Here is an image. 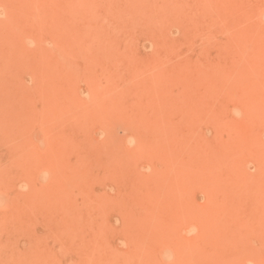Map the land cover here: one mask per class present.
Returning <instances> with one entry per match:
<instances>
[{
	"label": "rangeland",
	"instance_id": "obj_1",
	"mask_svg": "<svg viewBox=\"0 0 264 264\" xmlns=\"http://www.w3.org/2000/svg\"><path fill=\"white\" fill-rule=\"evenodd\" d=\"M239 1L0 0V264H264V0Z\"/></svg>",
	"mask_w": 264,
	"mask_h": 264
},
{
	"label": "bare ground",
	"instance_id": "obj_2",
	"mask_svg": "<svg viewBox=\"0 0 264 264\" xmlns=\"http://www.w3.org/2000/svg\"><path fill=\"white\" fill-rule=\"evenodd\" d=\"M217 1H218V0H217ZM220 1H221V0H220ZM230 1H232V0H230ZM241 1H242V0H240L239 3H241ZM242 2H243V1H242ZM229 3H230V2H229ZM243 3H244V2H243ZM247 3H248V2H247ZM249 3H250V2H249ZM258 3H259V2H258ZM220 4H221V3H220ZM235 4H238V3H237V0H236V3H235ZM241 4H242V3H241ZM260 4H261V3H260ZM213 5H214V4H213ZM221 5H222V4H221ZM209 7H210V6H209ZM212 7H213V6H211V8H212ZM216 7H217V6H216ZM226 7H227V5H226ZM251 7H252V5H251ZM259 7H260V6H259ZM240 8H242L241 5H240ZM245 8H246V7H245ZM196 9H197V8H196ZM229 9H230V8H229ZM247 9H248V8H247ZM247 9H246V10H247ZM257 9H258V8H257ZM197 10H198V9H197ZM224 10H225V8H224ZM203 12H204V11H203ZM214 12H217V11H214ZM226 12H227V14L229 15L230 12H228L227 10H226ZM247 12H248V10H247ZM261 12H263V8H262ZM261 12H260V15H261ZM204 13H205V12H204ZM218 13H219V11H218ZM218 13H216V14H218ZM223 13H224V11H223ZM231 13H232V12H231ZM231 13H230V14H231ZM248 13H249V12H248ZM263 13H264V12H263ZM219 14H220V13H219ZM219 14H218V15H219ZM233 14H234V13H233ZM250 14H251V12H250ZM220 15H222V14H220ZM251 15H252V14H251ZM263 15H264V14H263ZM229 16H230V15H229ZM212 18H213V17H212ZM229 18H230V17H229ZM259 23H260V22H259ZM261 23H264V22H261ZM262 27H263V26H262ZM262 27H261V28H262ZM213 36H214V35H213ZM262 37H263V36H262ZM206 38H208V37H206ZM213 38H214V37H213ZM211 39H212V37H211ZM261 39H262V38H261ZM212 40H213V39H212ZM220 40H221V39H220ZM229 40H230V39H229ZM262 40H263V39H262ZM210 41H211V40H210ZM218 41H219V40H218ZM243 41H244V40H243ZM256 41H258V40H256ZM244 42H245V41H244ZM206 43H207V42H206ZM245 43H246V42H245ZM238 44H239V43H238ZM246 44H247V43H246ZM263 44H264V43H263ZM207 45H208V44H207ZM255 46L257 47L258 45H255ZM255 46H254V47H255ZM263 46H264V45H263ZM263 46H262V47H263ZM156 47H157V45H156ZM218 47H219V46H218ZM258 47H259V46H258ZM260 47H261V46H260ZM213 48H214V47H213ZM263 48H264V47H263ZM263 48H262V49H263ZM154 49H155V47H154ZM218 49H220V48H218ZM241 49H242V48H241ZM245 49H246V48H245ZM247 49H248V47H247ZM249 49H250V48H249ZM255 49H256V48H255ZM255 49H254V50H255ZM262 49L260 50V52L263 51ZM172 51H173V50H172ZM206 51H207V50H206ZM206 51H205V52H206ZM218 51H219V50H218ZM246 51H247V50H246ZM255 51H256V50H255ZM257 51H258V50H257ZM64 52H65V51H64ZM64 52H63V53H64ZM164 52H165V50H164ZM187 52H188V51H187ZM263 52H264V51H263ZM9 53H10V52H9ZM206 53H207V52H206ZM226 53L229 54L228 52H226ZM249 53H250V52H249ZM256 53H257V52H256ZM64 54H65V53H64ZM154 54H156V52H155ZM208 54H209V53H208ZM224 54H225V53H224ZM234 54H235V53H234ZM247 54H248V53H247ZM260 54H261V53H260ZM1 55H2V54H1ZM1 55H0V56H1ZM11 55H12V54H11ZM67 55H69V54H67ZM206 55H207V54H206ZM229 55H230V54H229ZM229 55H228V56H229ZM64 56H65V55H64ZM69 56H70V55H69ZM178 56H180V55H178ZM200 56H201V55H200ZM218 56H220V55L218 54ZM222 56H224V55H222ZM70 57H71V56H70ZM154 57H155V56H154ZM205 57H206V56H205ZM233 57H235V56H233ZM237 57H238V56H237ZM241 57H242V55H241ZM258 57L260 58L261 56H258ZM72 58H73V57H72ZM162 58H163V57H162ZM168 58H169V57H168ZM207 58H208V57H207ZM259 58H258V59H259ZM159 59H160V57H159ZM165 59H166V58H165ZM162 60H163V59H162ZM226 60H227V59H226ZM75 61H76V60H75ZM195 62H196V61H195ZM207 62H208V59H207ZM248 62H249V61H248ZM165 63H166V62H165ZM208 63H210V62H208ZM216 63L219 64V62H216ZM173 64H174V62H173ZM200 64H201V61H200ZM211 64H212V63H210V65H211ZM214 64H215V63H214ZM223 64H224V63H223ZM210 65H209V66H210ZM253 65H254V64H253ZM200 66H201V65H200ZM255 66H256V65H255ZM9 67H10V66H9ZM204 67H206V66L204 65ZM215 67H216V65H215ZM215 67H213L212 70L215 69ZM223 67H224V65H223ZM223 67H222V68H223ZM252 67H253V66H252ZM257 67H258V66H257ZM150 68H151V67H150ZM208 68H209V67H208ZM208 68H207V69H208ZM247 68H248V67H247ZM15 69H16V68H15ZM10 70H11V69H10ZM231 70H232V69H231ZM12 71H13V70H12ZM81 71H82V70H81ZM217 71H218V69H217ZM239 71H240V70H239ZM75 72H77V71H75ZM211 72H212V71H211ZM213 72H214V71H213ZM221 72H222V71H221ZM241 72H242V70H241ZM252 72H253V70H252ZM224 73H225V72H224ZM226 73H227V72H226ZM232 73L234 74L233 71H231V74H232ZM237 73H238V72H237ZM246 73H247V71L245 72V75H246ZM254 74H255V73H254ZM206 75H207V74H206ZM249 75H250V74H249ZM216 76H219V74H218V75L216 74ZM238 76H239V75H238ZM238 76H236V77H238ZM243 76H244V75H243ZM5 77H6V76H5ZM208 77H209V76H208ZM221 77H222V76H221ZM255 77H256V74H255ZM140 78H141V77H140ZM220 79H221V78L219 77V80H220ZM240 79H241V78H240ZM187 80H188V79H187ZM209 80H210V79H209ZM236 80H237V79H236ZM245 80H247V78H246ZM245 80H244V81H245ZM215 81H216V80H215ZM222 81H223V79H222ZM197 82H199V80H198ZM182 83H183V82H182ZM185 83L187 84V82H184V85H185ZM206 83H207V82H206ZM216 83H217V82H216ZM218 83H219V81H218ZM260 83H261V82H260ZM8 84H9V82H8ZM199 84H200V83H199ZM250 84H251V83H250ZM252 84H253V81H252ZM144 85H145V84H144ZM237 85H238V84H237ZM244 85H245V84H244ZM244 85H243V86H244ZM219 86L221 87L222 85H219ZM227 86H228V85H227ZM232 86L235 87L234 84H233ZM232 86H231V87H232ZM238 86H239V85H238ZM240 86H241V83H240ZM240 86H239L238 88H240ZM243 86H242V87H243ZM256 86H257V85H256ZM182 87H183V86H182ZM186 87H187V86H186ZM192 87H193V86H192ZM203 87H204V85H203ZM210 87H212V86H210ZM229 87H230V86H229ZM246 87H247V86H246ZM246 87L242 88V90H244ZM232 88H233V87H232ZM143 89H144V88H143ZM206 89H207V88H206ZM233 89H235V88H233ZM228 90H229V88H228ZM188 91H189V90H188ZM230 91H231V90H230ZM152 92H153V91H152ZM181 92H182V91H181ZM216 92H217V91H216ZM218 92H219V91H218ZM145 93H146V92H145ZM155 93H156V92H155ZM185 93H186V92H185ZM191 93H192V90H191ZM206 93H207V92H206ZM233 93H234V92H233ZM233 93H232V95H233ZM138 94H139V93H138ZM181 94H182V93H181ZM183 94H184V93H183ZM187 94H188V93H187ZM187 94H185V95L187 96ZM209 94H210V93H209ZM220 94H222V93H220ZM251 94H252V92L250 93V95H251ZM0 95H1V94H0ZM11 95H13V94H11ZM140 95L143 96L142 94H140ZM146 95H147V93H146ZM211 95H212V94H211ZM211 95H210V97H211ZM1 96H2V95H1ZM158 96H159V95H158ZM188 96H189V94H188ZM224 96H225V95H224ZM7 97H8V96H6L5 98H7ZM121 97H122V96H121ZM147 97H148V96H147ZM189 97H190V96H189ZM200 97H201V95H200ZM207 97H208V96H207ZM242 97H243V96H242ZM250 97H251V96H250ZM254 97H256V96H254ZM259 97H260V96H259ZM3 98H4V97H3ZM149 98H150V97H149ZM160 98L162 99V97H160ZM169 98H170V97H169ZM184 98H186V97H184ZM106 99H107V98H106ZM108 99H109V98H108ZM187 99H188V98H187ZM200 99H201V98H200ZM236 99H237V98H236ZM263 99H264V97H263ZM162 100H163V99H162ZM178 100H179V99H178ZM239 100H241V99H239ZM261 100H262V99H261ZM119 101H122V100L119 99ZM149 101H150V103H151V100H149ZM168 101H169V99H168ZM200 101H201V100H200ZM245 101H246V100H245ZM255 101H256V100H255ZM104 102H105V101H104ZM170 102H171V101H170ZM187 102H188V101H187ZM187 102H186V103H187ZM203 102H204V101H203ZM240 102H241V101H240ZM248 102H249V101H248ZM150 103H148V104H150ZM153 103H155V100H154ZM164 103H165V102H164ZM244 103H245V102H244ZM122 104H123V103H122ZM242 104H243V102H242ZM186 105H187V104H186ZM188 105H189V104H188ZM263 105H264V101H263ZM158 106H159V105H158ZM168 106H169V105H168ZM121 107H122V106H121ZM123 107H124V104H123ZM187 107H188V106H187ZM189 107H190V106H189ZM244 107H245V106H244ZM104 108H106V107H104ZM108 108H109V107H108ZM108 108H107V109H108ZM136 108H137V107H136ZM154 108H155V107H154ZM112 109H113V108H112ZM114 109H115V108H114ZM200 109H201V108H200ZM258 109H260V108H258ZM171 110H173V109L171 108ZM202 110H203V108H202ZM204 110H205V109H204ZM246 110H247V109H246ZM250 110H251V108H250ZM107 111H108V110H107ZM113 111H114V110H113ZM113 111H112V112H113ZM109 112L111 113V111H109ZM109 112H108V114H109ZM115 112H116V110H115ZM115 112H114V113H115ZM169 112H170V111H169ZM187 112H188V111H187ZM200 112H202V111L200 110ZM245 112H246V111H245ZM262 112H263V111H262ZM116 113H117V112H116ZM119 113H120V111H119ZM189 113H190V112H189ZM206 113L208 114V112H205L204 114L206 115ZM247 113H249V112H247ZM105 114H106V112H105ZM112 114H113V113H112ZM153 114H154V113H153ZM165 114H166V113H165ZM16 115H17V114H16ZM154 115H155V114H154ZM251 115H252V114H251ZM253 115H254V117L256 118V115H255V114H253ZM106 116H108V115L106 114ZM110 116H111V115H110ZM249 116H250V115H249ZM108 117H109V116H108ZM191 117H192V116H191ZM204 117H205V116H204ZM263 117H264V116H263ZM109 118H110V117H109ZM113 118H114V117H113ZM197 118H198V117H197ZM201 118H202V117H201ZM247 118H248V117H247ZM74 119L76 120L77 118L74 117ZM74 119H73V120H74ZM78 119H79V118H78ZM78 119H77V120H78ZM106 119L108 120V118L105 117V120H106ZM141 119H142V118H141ZM155 119H156V117H155ZM257 119H258V118H257ZM115 120H116V119H113L114 122H115ZM132 120H133V119H132ZM150 120H152V119H150ZM202 120H204V119H202ZM249 120L252 122L253 119H252V120L249 119ZM262 121H263V120H262ZM77 122H78V121H77ZM120 122H121V121H120ZM251 122H250V123H251ZM157 123H158V122H157ZM163 123H164V120H163L162 124H163ZM260 123H261V122H260ZM103 124H104V123H103ZM255 124H256V123H255ZM46 125H48V124L46 123ZM157 125H158V124H157ZM251 125H252V124H251ZM126 126H127V125H126ZM136 126H137V125H136ZM140 126H141V125H140ZM158 126H159V125H158ZM158 126H157V127H158ZM253 126H254V125H253ZM105 127H106V126H105ZM154 127H155V126H154ZM206 127H207V126H206ZM250 127H251V126H250ZM254 127H255V126H254ZM76 128H77V127H76ZM147 128H148V127H147ZM151 128H152V127H151ZM169 128H170V127H169ZM80 129H81V128H80ZM80 129H79V130H80ZM105 129H108V128L106 127ZM127 129H128V128H127ZM129 129H130V128H129ZM129 129H128V130H129ZM136 129H137V128H136ZM170 129H171V128H170ZM108 130H109V129H108ZM128 130H127V131H128ZM147 130H148V129H147ZM106 131H107V130H106ZM106 131H105V133H107ZM129 131H130V130H129ZM147 132H149V131H147ZM157 132H158V131H157ZM157 132H156V133H157ZM86 133L88 134V132H86ZM137 133H138V132H137ZM243 133H244V132H243ZM64 134H65V133H64ZM64 134H63V136H64ZM66 134H67V133H66ZM66 134H65V135H66ZM84 134H85V132H84ZM134 134H135V132H134ZM142 134H143V133H142ZM159 134H160V133H159ZM172 134H173V133H172ZM53 135H55V134H53ZM56 135H57V134H56ZM152 135H153V134H152ZM154 135H155V134H154ZM79 136H80V135H79ZM244 136H245V135H244ZM134 137H135V136H134ZM146 137H147V136H146ZM164 137H165V136H164ZM164 137H163V138H164ZM246 138H247V137H246ZM53 140H54V139H53ZM71 140H72V138H71ZM74 140H75V138H74ZM162 140H163V139H162ZM247 140H248V139H247ZM102 141H103V140H102ZM136 141H138V140L136 139ZM150 141H151V140H150ZM166 141H167V139H166ZM60 142H61V141H60ZM64 142H65V141H64ZM139 142H140V141H139ZM248 142H249V141H248ZM73 143L75 144L76 142H73ZM151 143H152V142H151ZM71 144H72V143H71ZM138 144H139V143H138ZM208 144H209V143H208ZM241 144H242V143H241ZM249 145H250V144H249ZM256 145H257V144H256ZM76 146H77V145H76ZM76 146H75V148H76ZM108 146H109V145H108ZM138 146H140V144H139ZM77 147H78V146H77ZM171 147H172V146H171ZM54 148H55V147H54ZM143 148H144V147H143ZM143 148H141V149H143ZM220 148H222V147H220ZM259 148H261V147H259ZM57 149H58V148H57ZM61 149H62V148H61ZM161 149H162V148H161ZM245 149H246V148H245ZM261 149H262V148H261ZM58 150H59V149H58ZM67 150H68V149H67ZM155 150H156V149H155ZM159 150H160V149H159ZM162 150H163V149H162ZM162 150H161V151H162ZM256 150H257V149H256ZM256 150H255V152H256ZM258 150H259V149H258ZM215 151H216V150H215ZM263 151H264V148H263ZM69 152H70V151H69ZM147 152H148V151H147ZM154 152H155V151H154ZM167 152H168V151H167ZM253 152H254V151H253ZM54 153H55V152H54ZM61 153H62V152H61ZM73 153H74V152H73ZM77 153H78V152H77ZM77 153H76V154H77ZM151 153H152V151H151ZM163 153H164V152H163ZM263 153H264V152H263ZM78 154H79V153H78ZM83 154H84V153H83ZM251 154H253V153H251ZM54 155H55V154H54ZM54 155H53V158H54V160H55V159H57V158H56L57 156L55 155V156H56V157H55ZM79 155H80V154H79ZM138 155L140 156V154H138ZM160 155H161V153H160ZM164 155H166V153H164ZM261 155H262V154H261ZM62 156H63V155H62ZM77 156H78V155H77ZM131 156H133V155H131ZM134 156H135V154H134ZM141 156H142V155H141ZM255 156H256V154H255ZM63 157H64V159L66 158L65 156H63ZM228 157H229V156H228ZM261 157H263V156H261ZM59 158H60V156H59ZM122 158H123V157H122ZM133 158H134V157H133ZM64 159H63V160H64ZM59 160H60V159H59ZM63 160H62V161H63ZM135 160H136V159H135ZM146 160H147V159H146ZM173 160H174V159H173ZM65 161H66V160H65ZM65 161H64V162H65ZM87 161H88V160H87ZM138 161H139V160H138ZM156 161H157V160H156ZM261 161H262V160H261ZM64 162H63V163H64ZM70 162H71V161H70ZM207 162H208V161H207ZM57 163H58V162H57ZM89 163H90V162H89ZM147 163H148V162H147ZM149 163H150V162H149ZM162 163H164V162L162 161ZM242 163H243V162H242ZM43 164H44V163H43ZM49 164H50V163H49ZM90 164H91V163H90ZM215 164H216V163H215ZM70 165H71V164H70ZM75 165H76V164H75ZM75 165H74V166H75ZM170 165H171V164H170ZM170 165H169V166H170ZM242 165H243V164H242ZM50 166H51V165H50ZM52 166H54V165H52ZM171 166H173V165H171ZM209 166H210V165H209ZM212 166H213V165H212ZM216 166H217V165H216ZM126 167H127V166H126ZM126 167H124V168H126ZM52 168H53V167H52ZM70 168H71V166H70ZM77 168H78V167H77ZM168 168H169V167H168ZM197 168H198V167H197ZM217 168H218V166H217ZM228 168H229V167H228ZM230 168H231V167H230ZM230 168H229V169H230ZM53 169H54V168H53ZM104 169H105V168H104ZM126 169H127V168H126ZM159 169H160V168H159ZM170 169H171V167H170ZM172 169H173V168H172ZM199 169L201 170V169H203V168H199ZM209 169H210V168H209ZM212 169H213V168H212ZM212 169H211V170H212ZM226 169H227V168H226ZM245 169H246V168H245ZM54 170H55V169H54ZM80 170H81V168H80ZM219 170H220V169H219ZM227 170H228V169H227ZM227 170H226V171H227ZM261 170H262V169H261ZM84 171H86V170H84ZM165 171H166V170H165ZM177 171H178V170H177ZM183 171H184V170H183ZM223 171H224V170H223ZM262 171H263V170H262ZM54 172H55V171H54ZM80 172H81V171H80ZM168 172H169V171H168ZM173 172H174V170H173ZM212 172H213V171H212ZM214 172H215V171H214ZM214 172H213V173H214ZM228 172H229V170H228ZM230 172H231V171H230ZM83 173H84V172H83ZM153 173H154V172H153ZM221 173H222V172H221ZM233 173H234V172H233ZM249 173H251V172H249ZM174 174H175V173H174ZM195 174H196V173H195ZM209 174H210V173H209ZM209 174H208V175H209ZM236 174H237V173H236ZM239 174H240V173H239ZM261 174H262V173H261ZM60 175H61V174H60ZM148 175H149V174H148ZM152 175H153V174H152ZM163 175H164V174H163ZM166 175H167V174H166ZM166 175H165V176H166ZM234 175H235V174H234ZM55 176H56V175H55ZM65 176H66V175H65ZM221 176H222V175H221ZM221 176H220V177H221ZM241 176H242V174H241ZM252 176H253V174H252ZM220 177H219V178H220ZM243 177H244V175H243ZM261 177H262V176H261ZM78 178H79V176H78ZM231 178H232V177H231ZM58 179H60V178H58ZM171 179H172V178H171ZM173 179H174V178H173ZM187 179H188V178H187ZM241 179H242V178H241ZM249 179H250V178H249ZM184 180H185V178H184ZM190 180H191V179H190ZM193 180H194V179H193ZM225 180H226V177H225ZM58 181H59V180H58ZM60 181H61V180H60ZM163 181H164V180H163ZM174 181H176V180H174ZM188 181H189V180H188ZM219 181H221V180L219 179ZM219 181H217V182H219ZM242 181H243V180H242ZM256 181H257V180H256ZM87 182H88V181H87ZM186 182H187V181H186ZM222 182H223V181H222ZM257 182H258V181H257ZM59 183H60V182H59ZM64 183H65V182H64ZM172 183H174V182H172ZM199 183H200V182H199ZM79 184H80V183H79ZM175 184H176V183H175ZM197 184H198V183H197ZM200 184H201V183H200ZM202 184H203V183H202ZM202 184H201V186H202ZM251 184H252V183H251ZM258 184H259V183H258ZM162 185H163V184H162ZM171 185H172V184H171ZM188 185H190L189 182H188ZM192 185H193V184H192ZM198 185H199V184H198ZM219 185H220V184H219ZM175 186H176V185H175ZM201 186H200V187H201ZM204 186H205V185H204ZM241 186H242V185H241ZM251 186L253 187V185H251ZM254 186H255V185H254ZM173 187H174V186H173ZM198 187H199V186H198ZM252 187H251V188H252ZM259 187H261V184H259ZM61 188H62V187H61ZM174 188H175V187H174ZM229 188H230V187H229ZM59 189H60V188H59ZM171 189H173V188H171ZM200 189H201V188H200ZM252 189H253V188H252ZM259 189H261V188H259ZM31 190H33V189H31ZM34 190H35V189H34ZM60 190H61V189H60ZM63 190H64V189H63ZM166 190H167V188H166ZM247 190H251V189L248 188ZM255 190H256V189H255ZM66 191H67V190L65 189L64 192H66ZM164 191H165V190H164ZM251 191H252V190H251ZM34 192H35V191H34ZM34 192H32V193L34 194ZM60 192H61V191H60ZM209 193H210V192H209ZM26 195H28V194H26ZM29 195H30V194H29ZM31 195H32V194H31ZM68 195H69V194H66V196H68ZM30 197H33V195L30 196ZM47 197H48V196H47ZM58 197H59V196H58ZM63 197H64V196H63ZM27 198H28V197H27ZM49 198H50V197H49ZM52 198H53V197H52ZM59 198H60V197H59ZM59 198H58V199H59ZM70 198H71V196H70ZM12 199H13V198H12ZM23 199H24V197H23ZM39 199H40V197H39ZM9 200H10V199H9ZM35 200H37V198H36ZM10 201H11V200H10ZM16 201H17V200H16ZM72 201H73V200H72ZM66 202H67V201H66ZM66 202H65V203H66ZM77 205H78V204H77ZM3 208L5 209V207H3ZM65 209H66V208H65ZM77 213H78V212H77ZM75 216H76V214H75ZM73 228H74V227H73ZM38 249H39V248H38ZM43 249H44V248H43ZM43 249H42V250H43ZM34 255H35V254H34ZM87 256H88V255H87ZM39 258H40V257H39Z\"/></svg>",
	"mask_w": 264,
	"mask_h": 264
},
{
	"label": "clouds",
	"instance_id": "obj_3",
	"mask_svg": "<svg viewBox=\"0 0 264 264\" xmlns=\"http://www.w3.org/2000/svg\"><path fill=\"white\" fill-rule=\"evenodd\" d=\"M248 264H252V261H249Z\"/></svg>",
	"mask_w": 264,
	"mask_h": 264
}]
</instances>
